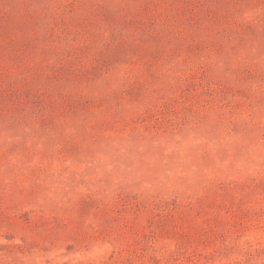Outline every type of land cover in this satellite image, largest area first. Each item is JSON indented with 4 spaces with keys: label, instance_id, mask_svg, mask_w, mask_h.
Wrapping results in <instances>:
<instances>
[{
    "label": "rangeland",
    "instance_id": "rangeland-1",
    "mask_svg": "<svg viewBox=\"0 0 264 264\" xmlns=\"http://www.w3.org/2000/svg\"><path fill=\"white\" fill-rule=\"evenodd\" d=\"M0 264H264V0H0Z\"/></svg>",
    "mask_w": 264,
    "mask_h": 264
}]
</instances>
